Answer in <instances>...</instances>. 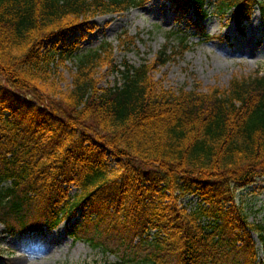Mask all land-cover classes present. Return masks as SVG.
<instances>
[{"label": "trees", "instance_id": "1", "mask_svg": "<svg viewBox=\"0 0 264 264\" xmlns=\"http://www.w3.org/2000/svg\"><path fill=\"white\" fill-rule=\"evenodd\" d=\"M148 1L0 0V224L14 234L67 223L73 239L114 254L112 264H264L263 227L235 200L237 188L264 178V73L234 75L224 88L163 86L154 71L190 49L181 30L138 65L117 62L110 42L80 56L63 44L94 17ZM172 4L195 25L215 10L243 32L257 10L264 26V0ZM117 39L123 52L135 46L126 31ZM107 65L119 81L100 87ZM2 85L24 113L5 104ZM192 191L203 201L181 204Z\"/></svg>", "mask_w": 264, "mask_h": 264}, {"label": "rangeland", "instance_id": "2", "mask_svg": "<svg viewBox=\"0 0 264 264\" xmlns=\"http://www.w3.org/2000/svg\"><path fill=\"white\" fill-rule=\"evenodd\" d=\"M232 17V13L221 16L213 10L195 25L193 13L179 14L172 0H150L120 14L94 17L78 31L67 32L63 44L73 46V56H80L103 42H110L114 46L113 53L117 62L124 56L130 63L138 65L144 60L150 62L154 59L168 32L181 30L189 37L190 49L182 57H176L158 67L153 78L163 86L176 90L181 87L188 90L195 85H200L201 89L208 86L224 88L234 75H249L255 70L264 73V26L259 20V12L253 11L243 32L237 29ZM198 25L203 26L205 33L213 37L200 35ZM124 31L136 36L135 46L127 52L117 48V37ZM177 37L175 34L172 38ZM52 43L53 40L46 41L44 47L50 48ZM60 46L58 44L57 48ZM66 64V68L60 67L57 72L60 74L57 77L60 79L58 85L62 90L71 83L72 73L69 68L73 64L71 61ZM109 69L107 65L98 70L100 87L118 83V75L111 74ZM2 86L5 104L11 103L15 114L24 113L25 108L19 109L13 105L18 94ZM10 111L5 110V115L10 116ZM107 160L109 166H113L116 161L109 152ZM73 192L72 187L70 193ZM235 200L242 206L248 220L261 224L264 230V178L237 188ZM179 201L187 207H194L203 200L196 191H192ZM67 229V223H61L53 230L9 234L0 224V264H112L116 261L114 254L73 239ZM253 238L260 257V240L255 233ZM45 243H52L51 248L34 249V246ZM43 252L50 253L51 257L41 256Z\"/></svg>", "mask_w": 264, "mask_h": 264}, {"label": "bare ground", "instance_id": "3", "mask_svg": "<svg viewBox=\"0 0 264 264\" xmlns=\"http://www.w3.org/2000/svg\"><path fill=\"white\" fill-rule=\"evenodd\" d=\"M51 245L52 243H45V244H42L40 246H34V249H50L51 248ZM41 256L45 257V258H50L51 257V254L48 253V252H43V253H40ZM44 258V259H45Z\"/></svg>", "mask_w": 264, "mask_h": 264}]
</instances>
